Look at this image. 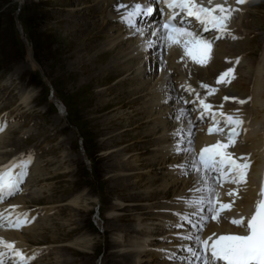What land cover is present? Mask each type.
<instances>
[{
  "label": "bare ground",
  "instance_id": "obj_1",
  "mask_svg": "<svg viewBox=\"0 0 264 264\" xmlns=\"http://www.w3.org/2000/svg\"><path fill=\"white\" fill-rule=\"evenodd\" d=\"M56 1L64 2L63 0ZM136 2H142V0H93L92 3H90L89 0L87 2L74 0L72 3L73 6L71 5L72 7H68L67 11L65 10L66 12L69 11L70 14L62 16L64 17L63 19L61 17V23L67 24L68 31H70V35L72 36L67 43V46H69L68 49H64V55L69 57L68 59H71L72 61L70 66H68L71 74L69 77L77 80L81 73L83 76H86V79L84 78V81H82L84 85L83 87L86 89L98 88L100 90L93 96V98H96L97 100L95 113L106 112L112 108L120 110L117 114L113 112L114 115L105 121L103 131L107 132L104 136H107L114 145H110V147L105 145L108 147H106L103 157H108L106 161L110 165L107 166V170L112 172V174H114L113 172L116 173V175H106L108 176L107 183L114 192L118 190L121 192L123 191L124 194L121 195L126 196V200L122 199L124 204L119 203L114 205L108 218L109 224L107 223L106 227L108 226L112 231H115V238L110 245L111 249L113 248V251L110 249L111 251L107 252V257L103 263L120 264L125 260L124 263L145 264L147 260L150 262L153 260L151 264H162L159 263L157 259L158 254L156 255L154 251H152L153 245H156L160 249L169 250L167 252L158 250L163 251V253H166L165 255H167L164 262L165 264H178V261L170 260L168 259V256L179 250L178 245L192 243L191 241L182 240L180 236L177 235V233L190 231L191 226L188 225L186 221L183 228L173 227L172 225L179 220V217L175 215L177 212L184 213L189 211L184 207V202L178 198L191 195L189 189L194 187L195 181V172L190 168L187 169V174H182L185 173L183 165L186 160V155L174 151L178 140V137L175 136L174 133L180 128L182 123L181 120H177L175 117L179 115V108L183 107L188 109L189 107L188 104H183L178 101L180 91L181 89H184V91L188 92L186 90L187 85L191 84L197 92L201 93V97L203 98L205 94L202 92V88L199 87L198 80L201 79L199 81H202V84H210V81L213 83L216 81L219 85L218 92L217 94H214V96H207L206 102L211 103L214 110H222L228 114H235L236 111L239 110V115L244 121L240 135L236 139V142L229 147V151H232L236 157H246L250 162L246 184H242L238 188V192H233L232 195H229V192L230 190L237 188L235 184L226 182L223 185H218L221 193L219 199L224 203H231L234 201V204L230 210H225L221 213L220 219L216 221L208 220L202 230V236L203 238H207L213 233L218 235L222 233L242 232L243 229L238 228L230 222L231 218H239L241 215L250 217L252 215L255 210L256 201L260 198L259 193L261 189L262 173L264 170V36L261 38V31L263 32L264 30V22L261 15L257 14L256 20L251 23L249 22L248 24L246 23L245 26V20L248 16L244 18V10L242 9L245 8L246 5L243 4L240 6L237 4L236 0H227L229 4L238 9L233 13L229 21L228 27L232 35H226L223 38L218 39L219 41H222L221 43L216 40L214 41L206 64H198L188 57L181 59L184 53L183 49L180 47H173L171 49L157 47L155 50H149L151 54L146 57L141 50V41L153 40L156 38L147 32L144 37H141L140 35H130L126 23L120 20V16L124 14L125 10L117 8V5L121 3L131 7V5ZM248 2L249 1L246 3L248 4ZM84 4L87 5L84 7ZM95 7L97 9L94 10ZM89 10L99 13L98 15L100 17L102 16V20L103 18H106V22H103L101 25L103 27V30H101L104 31V38L106 39L103 46H93L90 41H85L84 35H80L86 32L84 25L81 26L80 24L82 14H85V12H88ZM77 16L80 17V20L77 19ZM82 24H85V22ZM91 30L92 29H89L87 31L90 32ZM240 34L241 38H246L245 41H247L242 43L246 44L245 50L237 44V47H235L234 44L236 42L233 43L232 41L234 40L232 38L233 35L236 39H239ZM250 35H252L251 38L256 35L254 36L255 41L260 40V38L263 40V42L260 41V48L258 50L250 49L248 47L251 43L248 41ZM226 38H228V40L223 42ZM243 53H245L247 61L243 62L239 67H241V73L243 70V76L246 70V78L243 77L242 80L239 81V85L236 86L230 77L234 75V72L239 67L234 68L228 59L233 58V60H235L236 55H242ZM160 57H162L165 62L163 69H161L160 62H158L156 65V76L154 74H149L150 67L147 65L148 61L152 60V62H154ZM249 58L256 59L255 61L253 60L254 63L252 67L248 66L249 62H251L248 61ZM244 63H246L245 66H243ZM244 67H246V69ZM247 68L249 69L247 70ZM228 69H232L229 77H226V79H230V82L218 83L219 77L223 73H226ZM173 72H176L175 75L179 80L178 86H185L184 88L181 87L175 95H172V90L170 88L172 85L169 86V83H172ZM191 76L192 79H190ZM206 81H208V83H206ZM134 84L136 87H134ZM243 87H246V89ZM189 93L192 97H195L193 93ZM171 96L173 100L176 101L174 102L175 104L168 99V97ZM226 96L229 97L228 100L224 99ZM233 97L236 99H231ZM22 99L25 104H29L31 98L28 91L23 92ZM53 99V102L59 110L64 112L65 105L63 102L56 97ZM241 100L245 101V103L241 104L239 102ZM138 101H142L141 104L143 105L140 107L135 105ZM193 108L194 107H191L189 109ZM198 115V110L190 111L183 119L185 125L189 118L194 122L192 139L197 152L206 145H211L218 140L224 139L220 134L215 132L209 133L207 131V129L212 126L210 118H206V121H200L197 119ZM143 123H149V132L147 129V134L145 133V136H141L139 130L142 128ZM112 128H119L121 132L114 130L112 132ZM109 129L111 131H109ZM132 130L136 133V137L134 138L139 142H150L153 139H151V135L155 136V141L153 143L154 148L150 155L151 158H149L150 162H146L145 159L139 161V156L136 158L133 157L140 153L149 154L150 147L144 149L142 147L138 148L133 146L131 144L133 137L131 134ZM6 133L7 132L3 127V131H0V155H4L8 152H10V154L4 155L0 158V167L19 161L20 154H18L17 145L20 142H11V135ZM185 135H187V133H185ZM184 146L187 147L186 144ZM113 153H115L116 156L113 157ZM13 156H15L16 159H12ZM110 160L111 162L113 160V162L110 163ZM38 162L36 163L38 164ZM124 162H126V164ZM33 163L34 161H32L30 165H33ZM37 164L33 168H29L30 174L27 176V186L24 189V192L32 189L31 191H34V195L36 194L35 192H37V195L24 197V192L22 193V190V194L19 193L16 197L12 198L13 200H7V198H10L7 197L5 200L0 201V213L3 214L5 223L9 218V213H12L13 216L21 213L27 214L31 220L30 223L25 224L21 228H11L4 223L5 227L0 230V238L13 243V246L20 249L26 256H35L36 259L38 253L43 250L39 245H46L45 243H39L34 232L38 230L42 223L47 221L43 218L49 217L50 213L53 211L52 204H50L52 206L49 205L50 207H40L42 205L38 202L39 200L41 201V199L38 200L40 189L32 188V186H34L33 183L38 179V172L40 171L39 164ZM159 165H165V169H158L157 166ZM177 165H180L181 167L177 168ZM147 170H150V172L161 170L160 174H162L163 177H160L162 182L157 185L158 187H155L156 184H158L156 183L158 181L156 178L159 177L157 176L158 173L155 174L156 177L145 180L146 178L144 176L147 175ZM149 174L151 175L152 173H148V176ZM39 181L41 182L42 180L40 179ZM146 186L149 187V190L146 191V189L145 192L148 193L153 187H155L156 191H151L149 194L146 193L145 196H143L144 193L141 191H135L136 193L134 192L135 194H132L133 196H128L125 193L127 190L141 189ZM175 186H178V188L175 189ZM150 187L152 188L150 189ZM173 187L175 190H172ZM27 188L28 190H26ZM171 195H173L174 198L166 201ZM35 198L36 200H34ZM81 199L82 196L79 195L77 198H72L70 203L80 207ZM162 200H164V203L161 202ZM87 201L89 200L86 199L83 201L85 207H89ZM142 201H149V203L150 201H153V203L151 202L149 207L148 205L143 206V208L132 207L133 203L135 204L136 202ZM49 203L53 202L44 204ZM32 204L40 205L39 207L41 210H45L42 219L38 217L36 220V217H33L39 215V213L36 212L38 208H35L32 211L31 209L28 210V208L36 207ZM12 206L16 207L13 208ZM130 207L133 209L131 210ZM144 209L147 210V212H153L147 213L146 215L144 213L145 216L138 217V224L135 223L136 225L134 227L132 226L133 228L130 224L129 226L120 225V222L122 221H131L130 218H128L130 216L127 215V211L130 213L131 211L141 212ZM115 212L117 213L114 215ZM120 212H124L125 217L121 216L124 213ZM136 215L138 216L140 214ZM146 217H152V219ZM155 219L158 220L157 223L154 221L149 222L150 220ZM131 228L133 229L132 231ZM129 230L132 233L140 234V236H136L134 239L131 238L132 240L128 245L125 244L123 238L125 237V232ZM127 233L129 235L130 232ZM159 236H164L165 240L167 238L169 239V242L173 244H170L169 247L159 246V243L154 242V239ZM87 239L82 237V245L80 246L84 253H93L95 246L90 247V241ZM56 242L59 243L60 241ZM56 242L49 243V245H51L49 247H52V244ZM72 244L75 243L70 241L66 248L68 246L70 247ZM0 251H4L3 260L7 264H12L16 259L12 256L10 250H4L0 247ZM58 252L59 251H57L56 254ZM183 252L186 256L189 255L187 251ZM40 260L41 259H39L37 263H40ZM93 263H95V257Z\"/></svg>",
  "mask_w": 264,
  "mask_h": 264
},
{
  "label": "rangeland",
  "instance_id": "obj_2",
  "mask_svg": "<svg viewBox=\"0 0 264 264\" xmlns=\"http://www.w3.org/2000/svg\"><path fill=\"white\" fill-rule=\"evenodd\" d=\"M63 1L64 2L56 0H0V109L7 111H13L15 109L24 110L22 125L19 130L17 129L18 133H15L17 130L12 132L14 135H12L11 142H22L21 145L17 143L20 145L18 149L21 151L26 150L25 148H27L28 145L34 144V142L38 144V157L34 154L31 155L34 163L33 165H28L27 176L30 174L29 168H33L37 164L36 162L39 161L40 171L38 172V179L33 183L34 186H32V188L40 189V192L38 191V200L41 199V201L39 200L38 202L42 204L40 207L43 206L44 208L48 207L50 204L53 205V211L47 218H43L45 210H41L40 207L36 210L40 215L39 217L47 221L45 220L46 222L42 223L34 233L39 243H45L49 249L45 248V250L43 247L44 245H39L43 247V250L38 253L36 262L39 259L42 261L40 260V263L35 264H104L103 262L107 257V252L113 251L110 245L115 238V231H112L108 226L106 227L108 218L112 212L113 206L119 203L124 204L122 199L126 200V196L121 195L124 194L123 191L121 192L118 190L114 192L107 183L108 176H110V174L116 175V173L113 172L114 174H112V172L107 170V166L110 165L106 161L108 157H103L106 147L114 145L107 136H104L107 132L103 131L105 121L114 115V113L117 114L120 110L112 108L111 110L108 109L109 111L106 112L95 113L97 100L93 98V96L100 90L98 88L86 89L83 87L82 81H84V78L86 79V76H83L81 73L77 80L69 77L71 74L68 66H70L72 61L64 54L65 50L69 47L67 43L72 36L70 35V31H68L67 24L61 23V21L64 18L62 16L70 14L69 11H66L68 7L70 8L73 6L72 3L74 0ZM87 1L88 0H82V2ZM89 1L90 3L93 2V0ZM253 2L254 0H250L248 4L246 3L245 8L242 9L244 10V18L248 16L246 20L244 19L245 22H254L257 14L261 15L264 22V0H259L251 7L252 9H256V11L250 9L248 6ZM86 5L84 4L83 6L85 7ZM96 7L94 10L97 9ZM248 10H251L250 13ZM89 11H83L85 14H82L81 20L80 17L77 16V19L81 21V26L84 25L86 28V32H84L86 34L83 33L80 35H84L85 41H90L93 46H103L106 39L104 38V31H102L103 27L101 25L103 22H106V18L102 20V16L100 17L98 15L99 13H95L91 10ZM245 12L246 14L248 13L247 16H245ZM84 22L85 24H82ZM89 29L92 30L89 32L87 31ZM261 33L262 38V36H264V30L263 32L261 31ZM239 36V38H241V34ZM254 36L253 38H251L252 35L249 36L248 41L251 43L248 47L258 50L260 48V41L263 42V40L260 38V40L255 41ZM245 40L246 38H243L236 43L235 40L232 41L235 43V47H237V44L245 50L246 44H242L247 42ZM242 55L244 58L241 64L247 61L245 53ZM249 59L248 61L251 62H249L248 66L252 67L256 59ZM245 65L246 63H244L243 66ZM246 67L244 68L246 69ZM240 69L241 67L234 72L235 79L234 75L230 77L232 81L234 79V85L236 86L239 85V81L242 80L243 77L246 78V70L243 76V70L241 73ZM248 69L249 68H247V70ZM190 79H192V76ZM134 87H136L135 84ZM243 88L246 89V87ZM181 90L184 91V89ZM201 90L204 92L203 89ZM25 91L29 92L31 98L28 105L25 104L22 99V94ZM183 91H181V93H183ZM55 97L65 105L64 112L60 111L53 102V98ZM141 103L142 101H138L135 105L140 107L143 105ZM4 128L5 131H7L8 126ZM117 129L119 128H112L111 130L112 132L113 130L121 132L120 129ZM111 130L109 129V131ZM139 130L141 132L140 135L145 136L147 134L146 132H149V123H143L142 128ZM31 131H34V134H32ZM19 132H21V136L15 139ZM134 132V130L131 132L133 135L131 144L144 149L150 147V153L141 154L139 152V155L133 157L136 158L139 156V161L145 159L146 162H150L149 158H151L150 155L154 148L153 143L155 141V136L151 135L153 142H139L134 138L136 137V133ZM6 134H8V132ZM14 139L15 141H13ZM114 156H116L115 153H113V157ZM112 162L110 160V163ZM124 163L126 164V162ZM157 167L158 169H165V165H159ZM161 170H154V172L147 170V175L144 176L146 178L145 180L156 177L155 174L158 173L157 176L159 177L156 178L158 180L156 183L158 184H156V186L154 185L158 187L157 185L162 182L160 177H163L162 174H160ZM148 173L152 174L148 176ZM107 174L108 176H106ZM40 179L42 180L41 182L39 181ZM178 186H175V189H177ZM155 187H150L152 190L149 192L156 191ZM173 189L174 187L172 190ZM145 190L148 191L149 187L146 186L136 190L131 189L130 191H125V193L128 196H133L136 193L135 191H141L144 193L143 196H145L147 193ZM25 192L24 197H32L34 195V191H30L28 195H26ZM149 192L147 194H149ZM35 193V195H37V192ZM79 195L82 196L80 207L70 203L72 198H77ZM171 196L174 197L173 195ZM86 199L89 200L87 201L89 207H85L83 202ZM34 200H36V198ZM48 202L53 203L44 204ZM144 202L145 201L133 203L132 207L143 208V206H146ZM161 202L164 203V200ZM32 205L37 206L35 204ZM133 208L130 207L131 210ZM32 209L34 210L35 207ZM144 210L141 212L131 211V213L127 211V215L130 216L127 217L130 218L132 222L126 220L120 222V225L129 226L130 224L131 227H134L138 224V217L147 214V210ZM116 213L117 212H115L114 215ZM136 214L140 215L137 216ZM121 216L125 217V213ZM132 228L131 231L133 230ZM131 231L125 232V237L123 238L125 244H128L136 236H140V234L132 233ZM127 232H130V236ZM82 237L88 238L87 240L90 241V247L95 246L93 253L83 252L80 246L82 245ZM56 241L60 242L58 243ZM70 241L75 244L66 248ZM52 242L56 243L52 244V247H49L51 246L49 243ZM44 250L45 254L47 253L46 255L44 254ZM57 251L60 253L58 252L56 254ZM94 257L95 263H93ZM124 261L125 260L120 264H129L124 263ZM151 262H153V260H151ZM160 263L164 264L163 262Z\"/></svg>",
  "mask_w": 264,
  "mask_h": 264
},
{
  "label": "snow or ice",
  "instance_id": "obj_3",
  "mask_svg": "<svg viewBox=\"0 0 264 264\" xmlns=\"http://www.w3.org/2000/svg\"><path fill=\"white\" fill-rule=\"evenodd\" d=\"M243 3L245 0H237V4ZM155 4L156 0H142V2L132 4L131 7L123 3L117 5L118 9L125 10L124 14L120 16V20L126 23L130 35L144 37L147 32L156 38L141 41V50L145 56L151 54L149 50H155L157 47L169 49L180 47L184 53L181 59L188 57L201 65L208 62L209 52L215 40L232 35L228 25L233 13L238 10L227 0H223L221 3L207 0V6L198 0H160L161 6L166 5L168 9H171L162 24L150 25L146 21L138 23L136 18L151 16L156 11ZM189 17H194L198 22L195 27L192 26L193 22L188 20ZM205 33H209V35L206 36ZM232 38L236 37L233 35ZM164 63L160 57L161 69H163ZM231 72L232 69H228L226 73H223L219 77L218 83L230 82V79H226V77H229ZM181 87L185 86L181 85ZM202 87L208 89L203 98L191 84L187 85L186 90L196 97V100L192 101L195 107L193 109L181 107L179 115L175 117L182 123L174 133L178 137L174 151L186 155L183 165L185 173L182 174H187V169L190 168L195 172V181L194 187L189 189L191 195L178 198L184 202V207L189 211L177 212L175 215L179 217V220L172 226L183 228L185 221L191 226L190 231L177 233L182 240L192 242L178 245L182 252L187 251L190 255L172 253L168 259L178 261V264H264V186L260 189V198L256 201L255 210L250 217L241 215L239 218H231L230 222L243 229L242 232L219 236L213 233L207 238L202 236L206 222L220 219L221 213L230 210L234 204V201L224 203L219 199L221 193L218 185H223L226 182L235 184L237 188L230 190L229 195L238 192V188L242 184H246L250 164L246 157H236L232 151H229V147L236 142L240 135L244 123L239 115V110L235 114L214 110L213 105L206 102V99L218 89L208 84H202ZM170 98L168 97V99ZM224 99L228 100L229 97L226 96ZM178 101L183 104L189 103L183 97H178ZM239 102L245 103L243 100ZM197 110L199 111L198 120L203 121L210 118L212 122V126L207 131L224 137L223 140L204 146L199 152L193 145V120L189 118L186 125L183 123L184 117L190 111ZM0 131H3L2 126H0ZM185 144L187 147L184 146ZM31 163L32 156L28 154L22 160L0 167V201L14 196L21 190V184L28 174L27 167ZM176 167L181 166L177 165ZM8 216L6 224L11 228H21L31 222L27 214L21 213L13 216L12 213H9ZM4 223V216L0 213V224ZM213 237L216 238L213 239ZM0 247L10 250L12 256L16 258L12 264H29L35 258V256H26L20 249L15 248L13 243L2 238H0ZM163 251L169 250L164 249ZM3 257L4 251H0V264H5Z\"/></svg>",
  "mask_w": 264,
  "mask_h": 264
}]
</instances>
